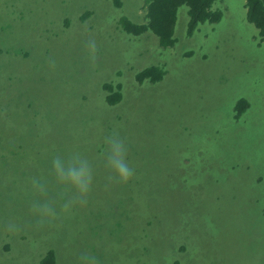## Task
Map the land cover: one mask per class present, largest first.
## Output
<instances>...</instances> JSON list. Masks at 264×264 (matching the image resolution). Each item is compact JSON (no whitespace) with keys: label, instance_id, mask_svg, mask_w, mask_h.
<instances>
[{"label":"rangeland","instance_id":"obj_1","mask_svg":"<svg viewBox=\"0 0 264 264\" xmlns=\"http://www.w3.org/2000/svg\"><path fill=\"white\" fill-rule=\"evenodd\" d=\"M144 2L0 0V9L11 10L12 24L0 51V73L12 77L0 99V132L9 142L29 127L38 134L34 148H27L23 176L58 179L61 195L75 203L86 190L81 184L92 190L86 216L61 222L67 234L53 231L50 207L33 216L23 196L9 199L0 207V264H39L50 247L56 264H218L209 255L219 264H264V204L254 202L264 191V43L246 17L245 0H216L212 9L220 18L191 33L188 6L180 5L168 47L150 30L134 36L121 28L122 17L144 21ZM152 64L163 69L162 79L139 83L135 73ZM107 83L115 90L121 85L122 99L114 105L105 100ZM240 98L249 107L237 120ZM9 114L13 119L7 120ZM127 134L144 141L152 136L150 142L165 134L174 145L185 141L193 154L189 166L201 171L183 192L198 195L199 208L214 209L218 228L184 229L185 201H173L170 192L172 201L165 200V169L126 157ZM230 160L239 165L230 167ZM11 171L0 184L32 182ZM112 177L116 191L105 192L101 183ZM122 181L143 198L128 210L116 197ZM38 190L35 205L59 188L49 178ZM227 195L237 196L228 202ZM229 216L223 227L222 217ZM184 232L178 247L168 250L165 237Z\"/></svg>","mask_w":264,"mask_h":264},{"label":"trees","instance_id":"obj_2","mask_svg":"<svg viewBox=\"0 0 264 264\" xmlns=\"http://www.w3.org/2000/svg\"><path fill=\"white\" fill-rule=\"evenodd\" d=\"M16 1V0H15ZM216 0H145L144 2V21L142 23H137L134 21L129 20L126 17L121 18V28L134 36H138L148 30L152 31L157 37L159 45L162 47H168L174 44V40L172 37V33L175 26L176 14L177 9L180 5L186 4L188 6V31L191 33L194 31L195 27L201 23L205 22H215L220 18L221 13L219 10L212 9V4ZM120 4V3H118ZM11 5V4H9ZM244 5L246 7V17L250 23H252L258 30L259 36L261 37V41L264 43V0H245ZM8 6V5H5ZM11 11L8 8L0 9V51L2 50V45L5 43V38L7 37V33L12 29V24L8 22V12ZM87 14V13H86ZM7 51H10L9 48L5 46ZM15 53H17L14 50ZM30 55V52L27 53ZM34 68V67H33ZM164 71L159 65H148L144 68L140 69L135 73V79L141 83L143 81H149L155 83L160 81L163 77ZM12 77H5L4 73H0V99L4 97V95L8 92L7 87L11 84H7V82ZM19 78V77H18ZM17 78V79H18ZM120 84H117V89L115 90L112 87V84L107 83L105 84V90L107 91L105 95V100L110 105H114L118 103L122 99V92L120 91ZM249 107V102L245 98H240L235 105V118L239 120L241 118L242 113ZM16 111V115L19 117L20 112L19 109H14ZM9 119H13V115H8ZM33 128L29 127L22 135L15 134L13 138H10V142L6 140L5 133L1 130L0 132V149L3 152H0V181L4 174L7 173V170H12L11 173L15 176L14 178L20 179L19 181H26L31 180L32 182H28L25 184L17 185V182L13 180H8L3 184H0V207L2 205H8V200L17 196H23L26 204L35 205V199L33 194L39 195L38 187L41 186L44 181L51 178L52 184H55L56 187L59 188V191H52L49 198L41 197L34 206H29L33 210V216H35L34 211H37L41 208H48L55 215V223L52 224V227L55 226L54 230L58 234H67V229L64 228L62 230L61 222L63 219H72L76 220V214L78 219L86 216L88 209L86 210L87 203L91 202L92 197V190L90 185H86V190L84 194H81L79 199L71 198L68 194L65 196L61 195L62 192V184L58 183V179L52 177H42V176H32V177H25L20 172L21 165L30 154V149L27 148H34V139L37 141L38 134H32ZM162 138L161 140H152L150 139L152 136H147L146 140L144 141L141 137H135V134L130 135L127 134L122 138V143L124 145V152L129 156L130 159L140 161L143 163V166H147L154 171L164 170L165 169V197L168 195L166 192H170L172 200L178 201L180 198L182 201H185L186 207L184 208V216L185 219L187 218L189 221L185 222V228L189 229V227H193V230H201L205 231L209 228L216 229L218 226L216 224H212V219L216 218L214 214V209L211 210L209 205L201 206L200 208L197 206L199 204V196L193 193H185L184 190H187L188 183L191 182L192 178L199 175L200 167L192 168L190 165V157L193 155L189 147H185V141L182 144L174 145L171 141H166L167 137ZM192 135V134H191ZM190 135V136H191ZM23 136V143H19L20 138ZM4 139V141L2 140ZM27 144L24 146V144ZM46 147L47 143L43 144ZM42 150H46L41 148ZM200 147L196 149V152L200 154ZM98 152H102V148H97ZM159 158H165V162L158 161ZM169 160L167 161V159ZM124 160V159H122ZM227 165L230 167H234L239 165L238 160H230L226 162ZM225 163V164H226ZM142 166V167H143ZM202 171L207 169L206 166L203 164L201 165ZM135 174V173H134ZM137 175V174H135ZM202 176V174H201ZM262 181V178L258 179L256 182L259 183ZM264 181V180H263ZM107 182V184H105ZM124 182L122 181V187L120 189V193L116 195L118 201L121 202V205L124 206L126 210V206H130L133 203L139 204L138 201L142 198V195L139 193L138 190H135L132 186L123 185ZM105 192H115V182L112 177L111 180L106 181L104 180V184L101 183ZM29 189V191H26ZM122 190L126 192V196L121 195ZM114 194V193H113ZM111 194L107 196V199H111L114 195ZM16 195V196H14ZM237 195H227V201L230 202L236 199ZM34 199V200H33ZM116 199V201H117ZM165 200L169 199V195L165 198ZM171 200V201H172ZM219 201V199H218ZM261 201L264 204V191L261 195V200L259 197L254 198V202L261 205ZM43 202L44 204H42ZM41 203V204H40ZM80 203L82 206L80 207ZM178 206V205H176ZM95 207H99L95 206ZM28 209V208H27ZM26 209V210H27ZM66 213V214H65ZM95 213V212H94ZM94 213L92 215H94ZM173 215L176 212H172ZM230 215V213H227ZM96 218V214L94 215ZM201 217L203 219V224L199 225L196 221ZM192 218H196L194 220H190ZM230 218L222 217L221 224L223 227H226L225 219L228 221ZM37 220L32 218L31 222ZM149 222V221H148ZM190 225H189V223ZM36 223V222H35ZM39 224V223H36ZM212 224V227H211ZM51 227V229H53ZM40 232L39 230H37ZM75 236V234H72ZM185 232L182 235L174 236L171 238L170 235L167 238L165 244H169L170 251H173L176 246L178 247L179 239L184 237ZM189 242L191 240L187 239ZM183 248V246H180ZM53 248H47L44 255H42L41 259L39 260V264H56V256L52 250ZM178 252V250H177ZM225 256V255H224ZM171 257H173L171 255ZM209 258H214L216 262L219 264V260L217 256L213 257L209 255ZM196 258L191 256V262H193ZM177 264H181L180 262Z\"/></svg>","mask_w":264,"mask_h":264}]
</instances>
